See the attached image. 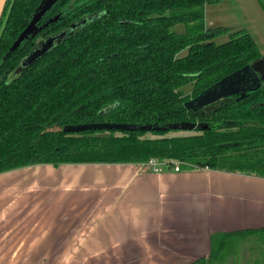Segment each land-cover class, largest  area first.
Listing matches in <instances>:
<instances>
[{
	"label": "trees",
	"instance_id": "obj_1",
	"mask_svg": "<svg viewBox=\"0 0 264 264\" xmlns=\"http://www.w3.org/2000/svg\"><path fill=\"white\" fill-rule=\"evenodd\" d=\"M218 0H59L40 25L57 22L10 48L42 0H8L0 23V174L39 164L178 161L264 176V83L238 101L233 96L210 115L186 109L224 77L264 57L245 29H208L205 6ZM264 9V0H258ZM54 46L21 69L48 38L84 19ZM185 25L186 32L173 29ZM229 35V41L215 39ZM187 50L185 56H180ZM186 87H191L189 92ZM167 125L197 123L193 134L153 132H49L89 123ZM151 133L155 137H148ZM245 230L214 234L212 253L222 257Z\"/></svg>",
	"mask_w": 264,
	"mask_h": 264
},
{
	"label": "crops",
	"instance_id": "obj_2",
	"mask_svg": "<svg viewBox=\"0 0 264 264\" xmlns=\"http://www.w3.org/2000/svg\"><path fill=\"white\" fill-rule=\"evenodd\" d=\"M16 174L0 189V264H194L214 234L264 230V176L80 163L0 177ZM212 264H264V231L235 237Z\"/></svg>",
	"mask_w": 264,
	"mask_h": 264
},
{
	"label": "water",
	"instance_id": "obj_3",
	"mask_svg": "<svg viewBox=\"0 0 264 264\" xmlns=\"http://www.w3.org/2000/svg\"><path fill=\"white\" fill-rule=\"evenodd\" d=\"M59 0H42L39 4L36 12L30 24L21 32L17 40L10 48V53L15 52L20 45L28 39H31L38 35L44 28L50 24L58 21L59 16H55L49 19L45 24L40 25V22L44 15L58 2ZM8 0H0V23L4 15ZM92 18H87L79 22L78 24L72 25L67 30L58 34L56 37L48 39L44 44L43 48L48 47L49 49L54 46L55 41L62 40L71 29H75L78 25L85 24L91 21ZM48 49V50H49ZM26 62H23L21 69L26 66ZM264 83V57L255 61L252 65H247L239 70H236L232 74L224 77L219 82L212 85L210 88L203 91L200 95L192 98L185 102L184 106L187 110L193 112H199L201 116L210 115L221 109L230 98L237 96V100H243L248 96V93L258 89ZM198 127L197 123L192 122H180L167 125L158 124H127V123H89L79 125H68L66 127H58L49 129V132H67V133H79L83 131H124V132H153V131H194Z\"/></svg>",
	"mask_w": 264,
	"mask_h": 264
},
{
	"label": "rangeland",
	"instance_id": "obj_4",
	"mask_svg": "<svg viewBox=\"0 0 264 264\" xmlns=\"http://www.w3.org/2000/svg\"><path fill=\"white\" fill-rule=\"evenodd\" d=\"M240 9H238V7ZM206 16L209 19L218 21L220 27H230L232 32H236L242 29H246L253 38L256 40L258 45L264 46V9L258 0H218L215 3L206 4ZM243 9H242V8ZM236 11L237 16L234 15ZM209 19H206V22L209 23ZM210 27V26H209ZM212 27V26H211ZM218 27V26H215ZM179 34H184L186 32L185 25H177L173 29ZM229 35H221L217 37L214 41L216 44H223L229 41ZM44 44L37 47L32 51L24 60V62L29 63L41 54L45 53L49 48H43ZM188 51H182L180 56L187 55ZM191 87H186L185 91L189 92ZM195 131H179L173 133L175 135H189L193 134ZM148 137H155L153 134L148 133ZM19 175H12L9 177H0V189H3V186L6 183H15L19 181ZM9 185V184H8Z\"/></svg>",
	"mask_w": 264,
	"mask_h": 264
},
{
	"label": "built area",
	"instance_id": "obj_5",
	"mask_svg": "<svg viewBox=\"0 0 264 264\" xmlns=\"http://www.w3.org/2000/svg\"><path fill=\"white\" fill-rule=\"evenodd\" d=\"M181 163L178 161H160L157 159H150L147 162L142 163V166L145 167L147 170L155 173H160L162 169L169 168L174 171H180L181 170Z\"/></svg>",
	"mask_w": 264,
	"mask_h": 264
},
{
	"label": "flooded vegetation",
	"instance_id": "obj_6",
	"mask_svg": "<svg viewBox=\"0 0 264 264\" xmlns=\"http://www.w3.org/2000/svg\"><path fill=\"white\" fill-rule=\"evenodd\" d=\"M53 37H56V36H53ZM50 38H52V37H48V38H46V39L42 42V44L45 43V42H46L48 39H50ZM55 42H56V41H55ZM55 42H54V43H55ZM42 44H41V45H42Z\"/></svg>",
	"mask_w": 264,
	"mask_h": 264
}]
</instances>
